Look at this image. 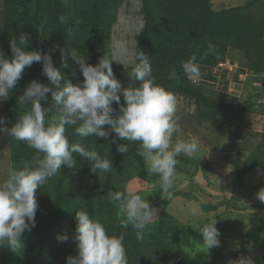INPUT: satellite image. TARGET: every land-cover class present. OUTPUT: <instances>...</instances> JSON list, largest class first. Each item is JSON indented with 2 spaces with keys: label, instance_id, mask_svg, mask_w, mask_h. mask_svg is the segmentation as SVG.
<instances>
[{
  "label": "trees",
  "instance_id": "trees-1",
  "mask_svg": "<svg viewBox=\"0 0 264 264\" xmlns=\"http://www.w3.org/2000/svg\"><path fill=\"white\" fill-rule=\"evenodd\" d=\"M225 1L224 6L213 9L210 0H140L143 24L135 45L133 63L122 67L114 61L111 50V31L122 0H2L0 52L11 58L9 41L26 33L29 36V50L42 55L50 52L54 65L64 79L74 84L81 83L83 76L79 66L70 58L71 49H76L93 66L108 56L113 59L112 70L116 79L122 87L127 88L129 84L138 86L137 81L130 79L129 73L134 67L136 54L141 51L150 55L152 76L156 83L176 94L177 113L194 116L201 123L234 130L240 128L243 115L249 113L255 102L264 96V0ZM209 44L215 46V55L209 54L203 58ZM229 50L243 59L247 77L254 78L261 89L250 90L249 79L242 89L247 100L239 105L224 103L205 94V87L189 84L182 68V61L193 54L197 56L200 69L225 63ZM204 78L212 82L209 85H214L220 78L224 81L225 74L219 75V78ZM33 80L48 83L42 72V62H34L24 69L22 78L2 103L0 117L6 119L0 127L11 128L19 115L30 110V106L20 104L18 99ZM226 87L227 83H224V89ZM48 97V100L41 102L42 107H51L50 94ZM111 107V115L115 119L119 114V105L112 102ZM255 118L261 120L259 113ZM104 128L110 133L107 139L80 137L72 126H66V135L70 143L81 144L86 150L96 151L110 159L113 171L94 173L86 159L82 160L77 153H73L77 160L76 168L62 166L54 177L36 190L38 208L35 227L23 233L18 249L0 247V264H66L67 257L78 254L74 236L75 215L80 209L86 210L90 218H99L104 222L110 235L125 234L128 264H204L184 250L179 240L182 225L165 212H160L154 222H149L143 240H137L136 230L131 225L122 227L125 216L109 194L128 192L129 185H142L152 179L145 159L139 155L138 142L122 141L111 132L110 126ZM3 133L10 171L32 161L36 155L34 149L29 148L25 141L13 139L6 131ZM245 136L252 140V150L235 175L237 186H241L249 172L264 169V131L260 135L254 133ZM239 140L240 136H236L235 141ZM235 141L231 145L228 143V150L235 148ZM121 143L127 147V152L118 151ZM215 148L211 150L216 152ZM177 160L176 170L185 175L189 171L186 166L196 168L197 160L194 157H177ZM189 174H192L191 171ZM154 178L160 183L158 174ZM140 188L135 193L142 196ZM172 192L173 199H163V206L169 207L176 198H180L178 201L188 200L186 202L197 200L191 190ZM215 204L204 205L203 210L214 218H222L220 208L223 204ZM259 223L263 222H256L248 228L244 225L246 232L242 233L240 243L242 256L235 257L237 251L234 255H219L223 251L220 248L211 250V253L200 251L201 254L210 256L208 264H229L230 261L246 259L248 244L260 242L256 237ZM232 228L235 231L240 225L235 223ZM62 236L67 239L59 240L58 237Z\"/></svg>",
  "mask_w": 264,
  "mask_h": 264
},
{
  "label": "clouds",
  "instance_id": "clouds-1",
  "mask_svg": "<svg viewBox=\"0 0 264 264\" xmlns=\"http://www.w3.org/2000/svg\"><path fill=\"white\" fill-rule=\"evenodd\" d=\"M210 4L213 9L219 6H213L211 0ZM9 44L11 58L0 52V103L9 98L22 78L24 69L34 62H42V72L48 83L31 81L18 99L20 104L30 106V110L19 115L11 128L0 127V132L6 131L13 139L25 141L29 148L36 151L32 161L25 162L22 168L12 169L8 178L0 182V247H20L23 233L36 224V190L54 177L62 166L76 168L77 160L73 153H77L82 160L86 159L94 173L113 171L110 159L102 157L96 151L86 150L81 144L70 143L66 126L74 127L75 134L80 137L95 136L105 139L110 133L104 126H110L111 132L118 139L138 142L139 155L145 159L149 171L160 177L162 194L169 200L173 199L171 190L175 183L177 157L184 155L193 158L199 151V144L194 138L177 139L173 142L174 133L180 131L176 115L177 96L156 83L152 76L150 55L141 51L136 54L129 76L138 82V86L129 84L124 88L113 73L111 57L104 56L93 66L76 49H71L70 58L79 66L83 76L81 83L74 84L64 79L61 71L54 65L50 52L42 55L38 51L29 50V36L26 33L19 34ZM119 51L122 56L129 54L126 47H121ZM209 54L215 55V46L212 44L208 45L203 58ZM219 64L224 65L223 71L213 74L212 69ZM219 64L200 69L197 56L193 54L182 61V68L189 84L206 88L212 82H207L202 76L219 78L224 73L227 78V73L232 70L227 65L228 59ZM238 77L241 79V76ZM191 80L197 83L193 84ZM48 94L51 107H42L41 102L48 100ZM112 102L119 105V114L115 119L111 115ZM50 113L54 114L49 115ZM5 119L0 117V125L5 124ZM118 151L125 153L127 147L121 143ZM109 195L125 216L122 227L131 225L136 230L137 240H143L144 231L149 221L156 216V211L150 209L147 200L135 192L117 191ZM257 198L264 202V188L257 193ZM199 208L198 202H191L193 213ZM75 221L74 241L78 254L67 257L66 264H128L124 233L110 235L104 222L99 218H90L84 209L76 212ZM215 223L204 224L200 229L204 246L208 249L220 244V233ZM58 239L63 241L67 237ZM263 256L264 254L260 257L261 260ZM229 264L253 262L241 259L230 261Z\"/></svg>",
  "mask_w": 264,
  "mask_h": 264
},
{
  "label": "rangeland",
  "instance_id": "rangeland-1",
  "mask_svg": "<svg viewBox=\"0 0 264 264\" xmlns=\"http://www.w3.org/2000/svg\"><path fill=\"white\" fill-rule=\"evenodd\" d=\"M211 3L213 6L219 5L221 7L226 4V1L211 0ZM1 8L2 0H0V10ZM141 28L140 0H122L117 12V21L111 33L113 58L120 66L128 67L132 65L134 49ZM121 47H126L129 54L122 56L119 51ZM233 55L235 54L230 51L227 54L228 66L237 67H232L224 81L220 78L221 80L216 82L217 84H207L204 90L205 94L219 98L224 103L239 105L247 100V97L242 94V89H244V84L249 79H251L249 81L251 88H247L252 91L261 89L258 88L259 84L256 83L254 78L247 77L243 59ZM204 76H202V79L210 82ZM238 76H241V79ZM224 83H227L226 89H224ZM251 93L249 92V94ZM1 106L2 103H0V108ZM235 108H238V106H235ZM258 113L259 115L264 114V96L260 101L255 102L249 113L243 115L240 128H236V131L227 127L220 128L201 123L194 116L176 113L179 118L180 131L174 133L173 142L177 139L194 138L199 144V151L194 155L197 160L196 168L194 166L185 167L189 170L188 175L176 170L175 183L171 191L189 192L191 190L192 195L199 201L196 200V202L200 204L197 212L193 213L191 211V202H186L188 201L186 199H184L186 201H178L180 198H176L169 207L163 206L161 201L166 197L162 194L160 183L154 178L157 174L148 171L149 167L147 171L152 180H148L142 185L135 184L127 187L128 192H136L135 190L141 187L140 193L143 192L141 197L147 200L150 209L156 211V216L149 222H154L160 212H165L175 218L182 225L179 240L184 250H188L190 256L195 255L204 264H208L210 256L202 255L200 251L211 253V250L215 249L216 251L220 248L223 251L219 255L225 253L234 255L237 251L235 257L242 256L240 243L242 233L246 232L244 225L248 228L259 221L263 222L259 223V230L256 232V237L260 242L248 244L245 255L246 259H250L253 264H264V259H260L264 254V202L257 198V193L264 188V169L249 172L244 177L241 186H237L234 182L237 171L252 150V140L245 135L254 133L260 135L264 131V119L255 118ZM236 136H240L241 140L239 142L235 141ZM233 140L235 141V148L228 150L226 146L228 143L231 145ZM212 147H217L215 148L217 151L211 150ZM8 156L4 133L0 132V182L6 180L10 173ZM178 157L186 156L180 155ZM190 171L192 174H189ZM227 202L230 204H227ZM214 203H216L215 205L223 204L220 212L223 214L221 217H225L224 220L214 218L210 213L203 210L204 205ZM220 212L218 215H220ZM211 221L216 222L215 227L220 233L218 237L220 244L218 247L208 249L204 246L200 229L204 224ZM235 223L239 224L240 228L234 231L232 225ZM222 262H225V260Z\"/></svg>",
  "mask_w": 264,
  "mask_h": 264
},
{
  "label": "built area",
  "instance_id": "built-area-1",
  "mask_svg": "<svg viewBox=\"0 0 264 264\" xmlns=\"http://www.w3.org/2000/svg\"><path fill=\"white\" fill-rule=\"evenodd\" d=\"M223 69H224V65L223 64H219L217 67H215V68L212 69V73L215 74L217 72H222ZM191 82L193 84H196L197 83V81L196 82H193L192 80H191Z\"/></svg>",
  "mask_w": 264,
  "mask_h": 264
},
{
  "label": "crops",
  "instance_id": "crops-1",
  "mask_svg": "<svg viewBox=\"0 0 264 264\" xmlns=\"http://www.w3.org/2000/svg\"><path fill=\"white\" fill-rule=\"evenodd\" d=\"M217 6H218V5H216L215 7H217ZM234 54H235V55H233L234 57H235V56H237V57L241 58V57H240V56H238V55H237L235 52H234ZM227 59H228V58H227ZM227 65H228V64H227ZM229 67H230V68H232V67L236 68L237 66H232V67H231V66H229ZM238 78H239V77H238ZM259 113H260V112H259ZM262 115H263V116H262ZM262 115H260V117H261V119H264V114H262ZM234 130L236 131V129H235V128H234Z\"/></svg>",
  "mask_w": 264,
  "mask_h": 264
}]
</instances>
